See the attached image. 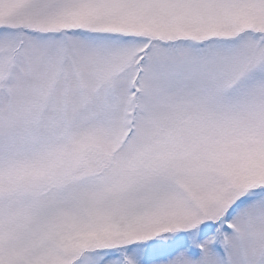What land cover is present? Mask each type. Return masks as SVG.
<instances>
[{
    "label": "snow or ice",
    "instance_id": "1",
    "mask_svg": "<svg viewBox=\"0 0 264 264\" xmlns=\"http://www.w3.org/2000/svg\"><path fill=\"white\" fill-rule=\"evenodd\" d=\"M0 264H264V0H0Z\"/></svg>",
    "mask_w": 264,
    "mask_h": 264
}]
</instances>
